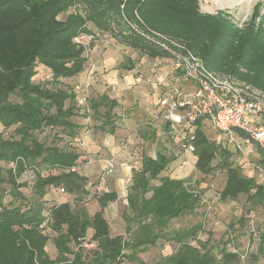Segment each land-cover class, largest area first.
<instances>
[{
  "label": "trees",
  "instance_id": "obj_1",
  "mask_svg": "<svg viewBox=\"0 0 264 264\" xmlns=\"http://www.w3.org/2000/svg\"><path fill=\"white\" fill-rule=\"evenodd\" d=\"M71 8L74 11L69 12ZM60 14L66 15L60 19ZM130 24L177 40L209 70L264 93L261 32L234 24L222 12H201L199 0H0V124L5 130L14 127L7 137L0 133V164L7 165L0 166V264L140 262L137 253L160 241L175 243L177 248L157 264H241V253L228 250L225 243L213 252L209 234L192 244L201 224L168 230L169 223L192 212L201 197L186 180L158 177L169 161L163 155L144 158L141 170L133 175L126 196L128 215L122 216L126 238L111 235L103 215V209L117 198L114 192L98 196L100 210L93 215L84 208L88 178L77 168L86 160L73 145H61L65 139L59 134L76 143L80 116L95 119L100 130L113 134L118 102L106 93L90 99L87 89L81 93L86 105L80 107L75 82L68 86L63 82L86 73L84 46L75 42L82 36L95 39L96 33H107L150 60L171 58ZM120 67L131 70L133 64L127 59ZM40 69L47 72V79L42 80L40 73H45ZM181 73L178 69L175 74ZM88 78L76 84L84 85ZM201 121L194 122L196 129L187 138L194 147L195 169L202 175L225 172L221 201L243 196L252 208L264 209V185L240 173L231 151L209 141ZM42 134L51 143L41 141L38 135ZM234 135L247 139L239 130ZM250 142L264 157V149ZM156 178L160 184L151 186L150 180ZM49 194L72 196L83 206L73 208L65 201L48 206ZM89 231L90 242L96 244L91 255L84 246ZM48 241L56 250L54 259L46 252ZM257 254L264 255V231Z\"/></svg>",
  "mask_w": 264,
  "mask_h": 264
},
{
  "label": "rangeland",
  "instance_id": "obj_2",
  "mask_svg": "<svg viewBox=\"0 0 264 264\" xmlns=\"http://www.w3.org/2000/svg\"><path fill=\"white\" fill-rule=\"evenodd\" d=\"M199 5L200 10L203 13L215 14L218 12H222L229 15L233 23L238 26H252L253 29L259 30L261 32V35L264 39V0H199ZM68 11H74V9L71 8ZM65 15L66 14H60L59 18L63 19ZM95 36V39H92V37L90 36H82L77 38L79 43L84 46V55H86L88 59L86 65V73L84 74L87 76L86 79L89 77L87 82L91 81V78L95 79L96 72L98 71L97 64L102 61L104 57V51L106 49L114 52L117 51V56L110 57V60L112 64L115 63V66L118 68L122 64L126 63L127 59H130L131 54L130 49L127 47L126 50L122 48L124 52H118L117 41L113 36L107 33H96ZM132 56L135 57V59H137L136 62L141 65V68L138 67L136 68V70H134V75L141 74L143 76L140 82L133 83L132 81L133 86L147 85L150 78L145 75L147 72L144 71H151L152 69L157 67L154 65L149 66L148 64L152 60H149V58H147L146 56L142 55L141 58V56L138 57L139 54L137 53H135L134 55L132 54ZM152 63L157 64L159 68L155 72H151V74L159 75L160 73V75H162L165 71L164 68H167L165 65H163V63L157 60L152 61L151 64ZM39 71H43L45 73H40V77H43L42 80L47 79V72L43 69H40ZM69 84L70 82L68 80H64L63 85L68 86ZM91 87L93 86H91L90 84L88 88L89 94L90 90H92ZM112 92L117 97V94L114 91ZM77 105L82 107L81 105H84V103L79 104L77 102ZM120 108L121 109H119L118 111L120 117L125 118V109L123 108V106H121ZM83 118L89 120V122H86L87 124H85L89 125L88 131L93 132L95 135H97V137H100L102 134L99 133V131L96 129V120L93 118L88 119V117L80 116L78 121L83 123ZM159 119L152 120L150 122L151 127H154L157 123H160L156 122ZM204 121L205 122H203L201 126H203V131L205 132V135L207 136L209 141H213L215 142V144L220 145L222 148H226L227 150L231 151V159L234 162L233 165H236L239 168L240 173H242L246 177L253 178V180L258 184L260 183L264 185V157L260 155V153L253 147V145H251V143H240V141L229 142L220 133L213 129V127L207 120ZM143 125L144 123L139 124L137 127H133V130L132 128H128V130L123 132L120 136L121 140L119 142V148L121 149L122 147H124L123 145L120 146L121 142H123L126 146V149L124 151L127 152V156L124 157L126 158V160L123 159L124 163H126L124 164L123 168H120L119 166H114L115 161H113L112 159V162H109L113 164L114 167L112 176L104 178V176L101 175L102 173H94V170L88 167L89 164L86 165L87 162L81 164L77 168V170L82 175H85L88 178V184L86 187L88 195L85 197L83 205L90 216L93 215L97 210V202L95 200V197L105 189H117L118 186H114L111 179L121 175V169H123L125 176L121 177L122 182H120L122 188V196L118 197L114 202L108 204V207L105 209V217L109 224L111 235H121L124 238H126L127 236L125 233L126 220L124 221L122 216L125 213L126 215H128L126 196L128 188L132 182L131 173L138 168L140 161L136 160V158L133 157L132 148L143 147L145 151L144 155L152 156L157 146L156 144H158L155 140L156 135L154 136L153 142V135L149 136V138L147 139L148 141L144 140V142H141L139 138V135L141 134L140 131L147 130L145 129L146 126ZM13 128L14 127H11L5 130L0 124V133H2L3 136L7 137L12 133ZM44 137V134L38 135V138L41 141H44L45 143H51L48 140H45ZM59 137L65 139L61 142V145H73L77 152H79L80 154L83 152V150H81V141H77L75 143L67 136H64V134L62 133L59 134ZM97 137H95V141L100 142ZM65 141H67V143L63 144ZM176 153L177 150L173 149L167 156L170 157L173 154L175 155ZM93 154L94 153H91L90 155L92 156ZM178 159L174 160V162L171 163V168L167 170L169 171L168 174L174 178L185 179L187 183L193 187L194 190L199 192L201 199L192 212L185 213L179 218L173 219L169 223L168 230H187L195 227L198 224H201L202 228L197 233V238L191 241L192 244H198L197 239H200L201 241L206 240L207 235L209 234L211 239L210 246L215 247L213 249V252L217 253V251L222 248L221 243H225V247L228 250H237L241 253V264H264V255L257 254L259 236L264 231V209L252 208L247 202L246 197L243 196L239 197L235 201H221L220 192L225 184L224 171L215 170L209 175H202L195 169V165L191 160L186 161L183 160V158L179 160ZM183 162L185 163L183 164ZM0 166L6 167L7 165L0 164ZM89 171H91L92 173L90 174ZM29 174L30 171L28 170L24 173L23 176H26L25 178H27ZM101 176L104 179L100 178ZM24 192L26 195L29 194V191L26 192L24 190ZM8 199L9 197H6V200ZM46 199L48 206L64 201L69 202L73 208L78 207V205L83 206L80 203L74 202L72 196L67 195H58L54 197L53 195L49 194L48 196H46ZM134 224L135 223H132L131 225ZM135 227L136 226L134 225V228ZM45 232V234L50 233L51 236H54L50 232V230H46ZM90 238L91 232L89 231L87 237L84 240V246L87 247L86 249L90 250L89 255H91V250L94 249V246L96 245L94 242H90ZM229 239H232V241L229 242ZM158 243H160V245L149 247L147 250L137 253V257L140 262H127L126 260H122L121 264H157L161 258L172 254L177 248V244L175 243L167 241H160ZM72 248L75 249L74 246H72ZM45 249L50 258H56L57 253L51 241L47 242Z\"/></svg>",
  "mask_w": 264,
  "mask_h": 264
},
{
  "label": "built area",
  "instance_id": "obj_3",
  "mask_svg": "<svg viewBox=\"0 0 264 264\" xmlns=\"http://www.w3.org/2000/svg\"><path fill=\"white\" fill-rule=\"evenodd\" d=\"M130 26L171 57L161 61L167 70L158 83L161 89L159 105L163 110L162 119L174 132L179 133L183 151L194 152L193 145L187 140L191 132L188 131L189 134L185 135L188 132H185L184 125H191L203 118L208 119L227 141L233 142L234 131L239 130L247 135L245 143L253 141L264 149V123L258 120L264 114L262 91L229 75H219L209 70L199 57L177 40L155 32L148 34L134 25ZM75 42L79 43L77 38ZM178 69L182 72L181 75L175 74ZM142 77L139 74L136 81L140 82ZM74 86L78 94H84L89 83ZM77 102L84 103L81 105L84 107L85 96L78 95ZM122 145L124 147L121 149L125 150L123 142L120 143Z\"/></svg>",
  "mask_w": 264,
  "mask_h": 264
},
{
  "label": "crops",
  "instance_id": "obj_4",
  "mask_svg": "<svg viewBox=\"0 0 264 264\" xmlns=\"http://www.w3.org/2000/svg\"><path fill=\"white\" fill-rule=\"evenodd\" d=\"M105 46V45H104ZM105 48V47H104ZM126 50V47H124L122 44L117 42V50L118 52H124L123 49ZM130 62L133 64V68L131 70H124L122 67L119 66L116 67L115 63L112 64L110 57H116L117 56V51H111V50H105L104 51V57L100 63L97 64V72H96V77L95 79L91 78V81L89 83L91 84L92 90H90L89 98L94 99L102 94H108V96L111 98H115L118 102V106L115 108V113H116V118L114 119L113 126L115 127V130L113 134H110L108 131H102L99 129L100 122L96 121L97 124H95L96 129L101 133L102 135L100 137H97L93 132L88 131V126L85 125L87 124L86 122H89V120L84 119V122L81 123L80 121L79 124L81 125L77 135L75 136V140L81 141L82 142V147L81 150L83 152L81 153V158L87 160L86 165L89 164V168H92L94 170V173H102L101 175L104 176V178H107L108 176L113 175V164L109 163L115 161L114 166H119L120 168L124 167V161L123 159L125 156H127V152L119 148V142L121 140V135L123 132L127 131L128 128L137 127L139 124L144 123L146 126L145 129L147 130H141V134L139 135V138L141 142L148 141L147 139L149 138L150 135H153L152 137V142L154 140V136L156 135V148L154 150L153 155H144V148L140 147H135L132 148V155L133 157L136 158V160L139 161V166L137 169H135L131 173V181L133 178V175L136 173H139L141 170L142 166V161L144 158H150V159H156L157 155H163L166 159H169L168 164L165 166L164 170L161 171L158 177H169L170 179H177V180H185V179H178L170 176L168 174L169 170L171 167V163L174 162V160L182 159L189 161L191 160L192 163L196 162V157L194 156L193 153L185 152L181 149V142H180V136L179 133L174 132L169 124L164 121L161 117V113H163L162 108L159 105V98H160V87L158 86L159 80L163 78V74L157 75V74H151V72H155L159 66L157 64H154L151 62L154 61L152 60L148 65H154L157 68L152 69L151 71L147 70L144 72H147L145 75L149 77L150 79L148 80L147 85H138V86H133V83H137V77L139 74L134 75V70L136 68L140 67L141 65L137 63V59L132 56L136 52H133L130 50ZM136 56V55H135ZM139 55L138 57H140ZM142 58V56H141ZM150 60V59H149ZM122 66V65H121ZM153 67V66H152ZM43 68V67H41ZM139 68V69H140ZM164 70H167V68H164ZM149 71V73H148ZM163 71V70H162ZM165 72V71H164ZM163 73V72H162ZM149 74V76H148ZM86 77L82 73L78 74L77 76H74L68 81L70 82H80L84 81ZM133 81V83H132ZM114 91L117 94L116 95L112 92ZM123 106L125 109L126 115L125 118H121L119 114V109L120 107ZM161 119H159V118ZM92 119V118H88ZM159 119L156 122L157 123L154 127H151L150 122L152 120ZM79 120V118H78ZM204 120H207L210 124L211 122L208 119H202L201 125ZM258 120L262 123H264V115L258 118ZM91 122V121H90ZM125 124H123V123ZM143 125V126H144ZM200 125L201 130L203 131V126ZM83 126V127H82ZM212 126V124H211ZM111 126L106 127V129L110 128ZM127 129H125V128ZM213 127V126H212ZM150 129V131H149ZM195 129H196V124H191V125H184V130L185 132H191L192 134ZM214 129V128H213ZM136 132V131H134ZM188 133H184L185 135H188ZM205 134V132L203 131ZM219 133V132H218ZM183 134V135H184ZM189 134V135H190ZM221 134V133H220ZM235 134V131H234ZM222 135V134H221ZM206 136V135H205ZM223 136V135H222ZM235 136V135H234ZM95 137L99 139L100 142L95 141ZM207 137V136H206ZM224 137V136H223ZM94 138V139H93ZM226 138V137H224ZM227 140V139H226ZM245 139L242 137H235L234 141H240V143H244ZM233 141V142H234ZM251 143V142H249ZM252 145V144H251ZM174 147V148H173ZM176 149L177 153L172 156H167L169 153H171V150ZM91 153H94L92 156L90 155ZM177 156V157H176ZM182 156V158H181ZM93 159H92V158ZM115 157V158H114ZM128 158V157H127ZM178 159V160H179ZM128 160V159H127ZM182 160V161H183ZM85 163V162H84ZM185 162H183L184 164ZM116 164V165H115ZM138 164V163H137ZM111 165V166H109ZM236 166V165H235ZM116 170V169H115ZM118 170V169H117ZM90 174L92 173L89 171ZM98 173V174H99ZM121 175L118 177H114L111 180L113 181V185H117V189L114 190H108L105 189L103 192H101L99 195L95 197V200L97 202L98 196L102 195L103 193H108V192H114L118 197L122 196V188L120 182H122L121 177L125 176V173L123 169H121ZM85 176V175H84ZM100 177L104 179L103 177ZM245 176V175H244ZM87 177V176H86ZM250 178V177H248ZM118 183V184H117ZM160 184V181L158 178L150 180V185L151 186H157ZM194 190V189H193ZM196 191V190H194ZM151 192H149L147 195L150 196ZM116 198V199H117ZM114 202V201H113ZM111 203V202H110ZM127 203V202H126ZM108 207V205L103 209V215L105 217V209ZM100 210V206L97 202V211ZM94 212V213H95ZM106 219V217H105Z\"/></svg>",
  "mask_w": 264,
  "mask_h": 264
}]
</instances>
